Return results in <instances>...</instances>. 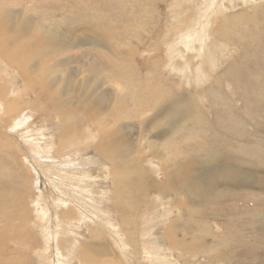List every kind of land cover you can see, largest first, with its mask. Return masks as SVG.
Masks as SVG:
<instances>
[{
	"label": "rangeland",
	"instance_id": "374dc122",
	"mask_svg": "<svg viewBox=\"0 0 264 264\" xmlns=\"http://www.w3.org/2000/svg\"><path fill=\"white\" fill-rule=\"evenodd\" d=\"M3 13L15 18L13 30L17 21L31 24L32 37L14 32L20 55L39 50L51 71L38 79L21 77L14 55L0 49V264H54L51 233L70 244L61 251L69 263L62 264H83L84 257L71 254L80 253L97 227L112 235L104 239L115 242L108 250L115 264L120 253L125 264H264V0H0V19ZM62 35L71 37L65 51ZM61 89L65 95L57 100ZM69 92L74 102L59 110ZM85 95L91 102L83 108L77 100ZM182 100L186 124L187 116L177 118ZM101 105L107 108L102 130L130 145L132 161L145 151L148 160L138 176L155 186L171 184L179 194L171 189L161 201L129 189L123 199L131 203L119 206L129 210L124 223L115 215L111 164L89 133L99 124L91 111ZM176 124L182 130L170 145V163L166 134ZM121 157H127L125 149ZM183 176L188 193L177 189ZM101 185L109 192L106 201ZM60 196L69 219L78 217L73 210L83 202L105 215L88 213L70 227L57 208ZM40 204L49 217L57 212L55 224ZM133 216L137 242L124 233ZM170 226L176 246L188 239L190 254L179 255L165 239ZM161 256L167 258L160 262Z\"/></svg>",
	"mask_w": 264,
	"mask_h": 264
},
{
	"label": "crops",
	"instance_id": "0c3cea01",
	"mask_svg": "<svg viewBox=\"0 0 264 264\" xmlns=\"http://www.w3.org/2000/svg\"><path fill=\"white\" fill-rule=\"evenodd\" d=\"M126 71L127 70L125 69L124 72H126ZM124 84L126 85V83H124ZM127 84H129V83H127ZM127 92H131L130 91V87H128V91ZM163 95L164 94H161V97ZM182 103H184V106H180L182 108L179 111H177V118H181L182 116L183 117L187 116L186 121H185V124H186L187 123V120L190 121L189 110L185 107L186 104H185V102L183 100H182ZM154 108L155 109L156 108L159 109L160 108V104L157 105V106L155 104V107ZM146 110H147L146 111L147 113H150L149 108H147ZM154 113H155V111H154ZM161 114L163 115L162 112L161 113H157L156 115L157 116H160ZM174 117H176V115H174ZM180 125L181 124H176L174 126V129L171 130V134L170 133H167L166 134V138L170 137V138L167 139L168 142L165 144V148H166L167 151H166V155L164 156V158H168V161L167 162H170L171 159H173L175 157V155L172 156V153L173 152H171L170 145H172V143H173V147L175 146V143H174L175 138H176V136L182 130L180 128ZM106 134H107L110 142L114 145L113 138H115L117 136V134H115V133H107V130H106ZM157 138H163V136L162 135H158ZM115 141H116V149H117V151H118V153L120 155H121L123 149H125L127 151V157L124 159V162H125L126 166H125V168L123 170L126 173H129L130 172V169L132 168L134 170L135 174H136V177H137L135 181L131 180L130 177H128L127 181H125L124 178H122V176H120V174L115 178V180L113 182L112 188H113V191L115 193V196L118 199V202H119V204L121 206H122L123 201H126L128 203H131L130 200H132V199H130V200L129 199H123V195H125V196L128 195L129 189H135L136 188L138 192H140V193L143 192L142 195H145L144 194L145 192L146 193L147 192L148 193L149 192H152V194L158 195V197H161V201H162V198H165L166 199V197L170 194L171 189L174 190L173 193L176 194V196L179 195L178 192L175 189V186H173L171 184L168 185V186L167 185H164V186L163 185L162 186H155L151 181H149L148 179L144 178V176L143 177L142 176L139 177L138 175L140 174L139 173V170L141 169V164L148 160L146 158L145 151H140V152L137 151L136 152V155L134 157V161H132V159L130 157L131 156V153L129 151L130 150V145L128 143H126L125 141H123L122 139H120L118 136L115 139ZM156 156L163 157L159 153L156 154ZM170 156H171V158H170ZM151 158L154 159L155 158V155L153 154V157H151ZM222 161H224V160H222ZM167 175H168L167 178H169L170 177V174H167ZM196 177H197V179H199V176H196ZM139 179L142 182L141 183V186H137ZM188 182H189L188 178L185 177V176H183V178L180 181L181 186L179 185V181H178V187H177L178 191H179L180 188H182V191L183 192L188 193L189 192V189L187 187ZM132 183H133V185H132ZM54 186H56V184ZM144 198H146V197H144ZM89 202H92V201L89 200ZM188 203H189V205L191 204V202H188ZM140 206H141V204L138 202L137 207L140 208ZM132 207L134 209L132 211L131 210L130 211L133 214H136L137 213V207L135 205H132L131 204V208ZM90 209H91L90 203H87V202L79 203V204L76 205V208L73 210L74 213H76V211L78 212V217L76 219L74 217L72 219H69V217L71 215H70V213H68L65 210V218L63 219V222L65 224H67L68 226L72 227L73 222H75L74 224H80L83 220L86 221V218H87L86 214H88V213H92V216H94L95 214L96 215L97 214H100V215H103V216L105 215L104 212H101V213H99V212L97 213L96 212L95 213L94 211L92 212V210H90ZM128 211L129 210H121L120 215L118 216L119 221H121V223L122 222L124 223L123 219H125V220L127 219ZM114 218L115 217L113 216V219ZM131 219L132 218H130V221H129L130 226L127 225L126 228L124 229L125 237L129 241L137 242L136 241L135 233H137L136 230L138 229V225L135 222V220H136L135 219V216H133L134 223L131 222ZM68 221H70V224H69ZM149 221H151V220H149ZM112 225H114V224L111 221L109 223V226L111 228H114ZM120 226L124 227L122 224ZM107 234H109V237L108 238L110 239L112 237L110 231L108 232V231H103L102 230V232H101L100 227H97V230H95V231L92 230V232L90 230V237H89L86 245L84 246V248H82V250L80 251V253H78V251H75V253L74 254H71V256L74 257V258H76V256L78 258H83L84 257V259L86 260V262L83 263V264H98L97 263L98 258L103 259V260H101L102 261L101 264H115V261L112 260L109 257V251H112V249H114V247L112 246V243H113V245H115V242L114 241H111L110 244H109L106 241V239H104V236L106 237ZM165 239L166 240H169V241H171V242H173L175 244V245H172V247H174V246L177 245L176 243L178 241H177V238L174 237V233L172 231L171 226L166 229ZM187 241H188V239L186 238L185 239V242H183L182 246H180V247L176 246V247L179 248V250H178L179 251L178 252L179 255H181V254L182 255H187V254H190L192 252L191 248L187 244ZM64 244H66V248H69L70 247V244L69 243H65L63 241V237L60 234H58L57 239H56V241L53 244L54 249H52V251L54 250L55 253L56 252L60 253L61 254V257L62 256L65 257V255H63L61 253V251L64 249ZM144 246H145V249H148L149 250V248H152L153 243H151L150 246H148L145 243ZM200 246H201L200 247V250L201 251H199V253H201L203 255L204 254V250L206 249V246L204 245V243H203V245H200ZM156 249L158 251H160L159 250V247H158V244L156 245ZM113 255L115 256L114 253H113ZM122 255L120 253V260L121 261H118L117 264H125L126 260H124V258L122 257ZM166 258H165V256L158 257V259L160 260V262H161V260H165ZM76 262H78V261L73 260L72 263L75 264Z\"/></svg>",
	"mask_w": 264,
	"mask_h": 264
},
{
	"label": "bare ground",
	"instance_id": "6f19581e",
	"mask_svg": "<svg viewBox=\"0 0 264 264\" xmlns=\"http://www.w3.org/2000/svg\"><path fill=\"white\" fill-rule=\"evenodd\" d=\"M13 21H15V18H13L12 17V15L11 14H8V13H3V15L1 16V19H0V23H1V25H0V29H2V30H4V37H5V43H3L4 44V47H3V45L1 44L0 45V49L2 50V51H4L6 54H13L14 55V57H15V59H16V61H15V59H14V62L15 63H18V73L21 75V77H24V78H27V79H30V80H33V79H38L37 78V76L39 75V74H41V73H46V75L48 74V72H50L51 70L50 69H48V67H47V65H46V63H45V60H44V58L42 57V55L40 54V52H39V50H36V52L34 53V50H29L28 52H26V53H23V54H21L20 55V49L18 48V46H17V44H18V41H19V39H18V37H16V36H14V32H19V33H21V34H24V35H27V36H29V37H32V36H34L35 35V31L34 30H32L31 28H29L30 27V25L31 24H25V23H23L22 22V24L19 22V21H17L16 22V28L13 30V28L10 26V24L13 22ZM94 25V24H93ZM96 25V24H95ZM97 27L96 28H98V29H100V25L99 24H97L96 25ZM34 28V27H33ZM110 29V28H109ZM110 30H112V29H110ZM109 34V33H108ZM69 38H71V37H69V36H66V35H62V36H60V41H61V46H60V49L62 50V51H65L66 49H67V45L70 43V41H69ZM98 40H99V37L97 36L96 37ZM75 40V42H76V44L78 43V40L77 39H74ZM90 41L92 42V39H90ZM90 42V43H91ZM10 44H14V45H16V47L14 48V49H9V45ZM71 44V43H70ZM73 45V44H72ZM87 57V56H86ZM42 62H41V61ZM65 60H67V59H65ZM38 61V65L36 64V62ZM68 61V60H67ZM60 63H62V61H60ZM91 63V62H90ZM62 64H64V63H62ZM55 67H53V69H54ZM52 69V68H51ZM90 69V68H89ZM89 69H87V71L89 70ZM90 71V70H89ZM50 77V76H49ZM54 79H56V77H54ZM89 79V78H88ZM124 81L125 80H123V84H124ZM87 82H89V81H87ZM90 82H91V80H90ZM87 84V83H86ZM85 84V85H86ZM128 87H130V84H127V91H128ZM60 88V87H59ZM62 88V87H61ZM100 90V89H99ZM124 90H126V85L124 84ZM102 91V90H101ZM105 92V91H104ZM108 92V91H107ZM98 93H101V92H98ZM64 89H61L60 90V92H59V94H58V97H55V99H57V100H59L60 98H62V97H64ZM98 96H99V94H97ZM124 95H126V93H125V91H124ZM103 96V95H102ZM105 96V95H104ZM107 96V95H106ZM90 97V96H89ZM95 97H97V96H95ZM108 97H110V96H108ZM108 97H106V99H108ZM91 98V97H90ZM99 98V97H98ZM94 99L93 98V100H92V102H95V103H102V102H104L103 100H101V99ZM100 98H101V96H100ZM111 98V97H110ZM106 99H104V100H106ZM148 100V104H149V109L151 108V105H152V102H153V100L150 98V95H149V99H147ZM78 103H80V104H82L84 107L83 108H85V106H86V104H88L89 102H91V99H89L86 95L84 96V98H79L78 100ZM72 102H74V94L72 93V92H69L68 94H67V96H66V98L64 99V102L63 103H60V102H58L59 103V110H64L66 107H67V105L69 104V103H72ZM105 102H109V99H108V101H105ZM105 104V103H104ZM109 103H107V105H108ZM110 104H111V102H110ZM102 106V105H101ZM147 107V108H148ZM82 108V109H83ZM88 108V107H87ZM93 108V107H92ZM103 108H106L105 106L103 107L102 106V108H94L95 110H93V111H91V115H92V119H93V117H95V116H99V118H95V119H97V123H96V125L98 124V126H96V130H92L91 129V132H89L90 134H91V136H92V139L94 140V141H96V140H98V143L96 142V143H94V145L93 146H95L98 150H99V152H100V154H101V156L102 157H105V158H107V160L110 162V164H111V167H110V169L108 170V173H110L111 174V176L113 177V179L115 180V178L120 174V176H122V178H124V180L125 181H127V179H128V177H130V179L131 180H133V181H135L136 180V174H135V172H134V170L131 168L130 169V172L129 173H126L123 169L125 168V166H126V164H125V162H124V159L121 157V155L118 153V151H117V149H116V147L110 142V140H109V138H108V136H107V134L105 133V131H103L102 129H103V120H104V113L107 111V110H104L103 112H102V110H103ZM109 108V107H108ZM107 109V108H106ZM88 110V109H87ZM85 110H83V112H84ZM150 111V110H149ZM89 112V111H88ZM71 119H72V117H71ZM90 119H91V116H90ZM74 121H75V119H73ZM89 120V119H88ZM91 121H93V120H91ZM93 122H96V121H93ZM76 130V129H75ZM94 131H96V132H94ZM93 132H94V134H93ZM90 134H89V136H90ZM108 138V139H107ZM65 140V139H64ZM63 140V141H64ZM87 140H89V139H87ZM13 141V140H12ZM65 141H67V140H65ZM90 141V140H89ZM93 141V142H94ZM87 143V142H86ZM93 144V143H92ZM91 144V145H92ZM82 167V166H81ZM81 169V168H80ZM78 170V169H77ZM76 170V171H77ZM92 171V170H91ZM90 173H92V172H90ZM131 174H132V177H131ZM97 175V174H96ZM98 176V175H97ZM69 177V176H68ZM92 177H94V176H92ZM89 178H91V177H89ZM98 179V178H97ZM38 181L40 182V178H38ZM57 181H58V179H57ZM73 182V181H72ZM71 182V183H72ZM83 182L85 183V180H83ZM96 182V181H95ZM114 182V181H113ZM100 183V182H99ZM56 184V186H54ZM93 184V183H92ZM54 185H53V187H54V189H58V183L56 182V183H54ZM61 185L63 186V188H67L66 186H64L62 183H61ZM97 185V184H96ZM100 185V184H99ZM88 186H92V185H88ZM112 186H113V183H112ZM110 187V186H109ZM72 188V187H71ZM70 189V188H69ZM92 189V188H91ZM99 189V192L101 193V198H103V199H101V200H104L105 199V201H106V197L108 196V193L109 192H105L107 189H105L104 187H103V185H101V187H99L98 188ZM110 189V188H109ZM66 190V189H65ZM81 190V189H80ZM67 191V190H66ZM91 192H92V190H90ZM89 191V194H91V192ZM110 191V190H109ZM65 192V191H64ZM87 193V192H86ZM110 193H111V191H110ZM83 194H84V191H83ZM95 194V193H94ZM112 194L114 195V197H115V199H116V196H115V193H114V191H113V188H112ZM92 195V194H91ZM98 196H100V195H98ZM63 197V196H62ZM61 196L60 197H58L57 198V200H56V204H57V208L58 209H64V213H65V210H66V202L64 201V199L62 198ZM111 197V196H110ZM114 197H113V199H114ZM89 199L88 200H90V201H92L93 199V197H88ZM99 199V198H98ZM100 200V201H101ZM108 201V200H107ZM102 202V201H101ZM111 202V201H110ZM109 202V203H110ZM79 204V203H78ZM76 205L77 204H75V208H76ZM40 206H42V210H43V215H44V218L45 219H47L49 216H47V211L45 210V208L43 207V205L42 204H40ZM119 206H121L120 204H119V202L118 201H116V203H115V205H114V210L116 211V213H115V215L118 217L119 215H120V212H121V208H119ZM111 208V207H110ZM73 210V209H72ZM109 211H111V210H109ZM113 214V213H112ZM115 215H114V217H115ZM50 218V220H51V225H53V224H55L56 222H57V212H53L52 213V215L49 217ZM65 218V217H64ZM63 221V220H62ZM59 234V233H58ZM58 234L56 235V237H55V239L53 238V235H52V233L49 235V237H48V242H47V246L49 247V250H52V247L51 246H53V244H54V242L56 241V239H57V236H58ZM63 237V236H62ZM63 241H64V237H63ZM65 242V241H64ZM65 243H68V242H65ZM53 252V251H52ZM48 254H46V256H49V253L50 252H47ZM54 258V260H55V263L54 264H62V262H64V263H69V262H65L64 260H65V258L62 256L61 257V254L60 253H58V252H56L55 253V256L53 257Z\"/></svg>",
	"mask_w": 264,
	"mask_h": 264
},
{
	"label": "flooded vegetation",
	"instance_id": "af4514ba",
	"mask_svg": "<svg viewBox=\"0 0 264 264\" xmlns=\"http://www.w3.org/2000/svg\"><path fill=\"white\" fill-rule=\"evenodd\" d=\"M117 201H118V199H117Z\"/></svg>",
	"mask_w": 264,
	"mask_h": 264
}]
</instances>
